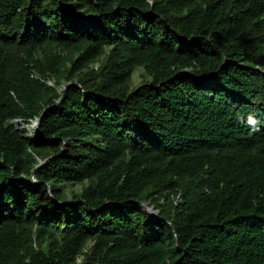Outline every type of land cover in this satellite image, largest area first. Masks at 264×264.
I'll return each instance as SVG.
<instances>
[{
  "label": "trees",
  "instance_id": "1",
  "mask_svg": "<svg viewBox=\"0 0 264 264\" xmlns=\"http://www.w3.org/2000/svg\"><path fill=\"white\" fill-rule=\"evenodd\" d=\"M0 264H264V0H0Z\"/></svg>",
  "mask_w": 264,
  "mask_h": 264
},
{
  "label": "water",
  "instance_id": "2",
  "mask_svg": "<svg viewBox=\"0 0 264 264\" xmlns=\"http://www.w3.org/2000/svg\"><path fill=\"white\" fill-rule=\"evenodd\" d=\"M65 88H66V87H65ZM40 118H41V116L37 119V121H36L35 124H34V127H33V128L35 129V131L38 130V125H39ZM19 121H20V120H15L14 123L19 122ZM20 122H21V121H20ZM47 160H48V159H46V160H44V161H41L36 167H39V166L43 165ZM143 207H144V209H145V210H146L151 216H154V215L157 213V211L154 210L152 206H149V205H147V204H143Z\"/></svg>",
  "mask_w": 264,
  "mask_h": 264
},
{
  "label": "rangeland",
  "instance_id": "3",
  "mask_svg": "<svg viewBox=\"0 0 264 264\" xmlns=\"http://www.w3.org/2000/svg\"><path fill=\"white\" fill-rule=\"evenodd\" d=\"M136 76H137V74H135V79H134L135 82L137 81ZM34 124L35 123H31L29 125H27V124L22 125V122H20V121L15 123L17 128L28 129L30 132H32Z\"/></svg>",
  "mask_w": 264,
  "mask_h": 264
},
{
  "label": "clouds",
  "instance_id": "4",
  "mask_svg": "<svg viewBox=\"0 0 264 264\" xmlns=\"http://www.w3.org/2000/svg\"><path fill=\"white\" fill-rule=\"evenodd\" d=\"M36 122V121H35ZM35 122H33V123H35ZM250 122H253V121H250ZM32 131H35V129L33 128V130Z\"/></svg>",
  "mask_w": 264,
  "mask_h": 264
}]
</instances>
